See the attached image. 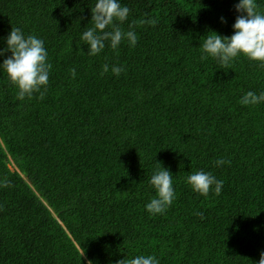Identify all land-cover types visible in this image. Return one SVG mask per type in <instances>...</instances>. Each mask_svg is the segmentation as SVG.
Wrapping results in <instances>:
<instances>
[{
	"label": "trees",
	"instance_id": "1",
	"mask_svg": "<svg viewBox=\"0 0 264 264\" xmlns=\"http://www.w3.org/2000/svg\"><path fill=\"white\" fill-rule=\"evenodd\" d=\"M238 2L122 0L130 9L122 27L136 31V45L106 42L90 56L80 37L93 26L95 0H0V48L20 27L44 40L52 65L43 99H18L0 70V178L10 181L0 187V264L260 259L264 103L240 99L264 91V66L244 55L224 66L199 46L210 30L233 34ZM257 4L264 12V0ZM113 65L124 71L115 75ZM220 157L230 165L217 167ZM158 161L173 173L176 199L151 215ZM201 169L224 181L219 195L186 183Z\"/></svg>",
	"mask_w": 264,
	"mask_h": 264
},
{
	"label": "clouds",
	"instance_id": "2",
	"mask_svg": "<svg viewBox=\"0 0 264 264\" xmlns=\"http://www.w3.org/2000/svg\"><path fill=\"white\" fill-rule=\"evenodd\" d=\"M237 15L232 25L233 34L223 36L216 31H209L202 36L200 47L203 57H211L220 64L227 66L240 55L250 60L258 61L264 66V12L258 11L257 0H239L235 4ZM92 27H85L81 40L88 46L87 54L95 56L106 47V42L112 49H118L121 42L126 40L130 46H135L138 40L136 31L129 25L125 30L122 25L128 20L130 9L122 0H95L91 8ZM221 22L224 18L221 17ZM141 23L155 25V19H147ZM211 32V34H209ZM5 47L0 48V57H5L0 63V70L7 73L8 79L16 86L17 98L24 100L39 93L43 99L49 83L52 65L48 61V50L43 39L35 34H25L20 27L11 28L3 38ZM11 55H6L7 53ZM109 71V65H103V72ZM111 71L119 75L124 68L122 65L111 66ZM71 75L76 76V69H71ZM242 105H257L264 103V91L259 93L247 91L240 99ZM216 166L230 165L231 161L220 157L215 161ZM150 185L155 189V195L146 203L145 208L151 215L164 214L176 199L173 184V173L158 161L149 179ZM186 183L194 192L207 196L209 192L219 195L222 192L224 181L218 179L211 171L203 169L193 171L186 177ZM7 177L0 178V187H9ZM202 215V213H196ZM86 255L82 248L81 257ZM87 264H98L88 259ZM116 264H160L159 258L153 254H139L132 258L126 256L116 261ZM253 264H264V251L260 259Z\"/></svg>",
	"mask_w": 264,
	"mask_h": 264
},
{
	"label": "rangeland",
	"instance_id": "3",
	"mask_svg": "<svg viewBox=\"0 0 264 264\" xmlns=\"http://www.w3.org/2000/svg\"><path fill=\"white\" fill-rule=\"evenodd\" d=\"M10 166H11L12 168H15V164H14V163H10Z\"/></svg>",
	"mask_w": 264,
	"mask_h": 264
}]
</instances>
